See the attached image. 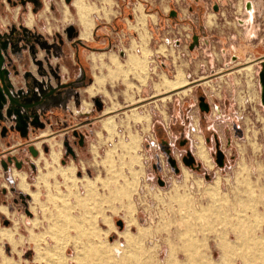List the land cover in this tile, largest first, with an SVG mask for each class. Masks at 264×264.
Listing matches in <instances>:
<instances>
[{"label": "rangeland", "instance_id": "rangeland-1", "mask_svg": "<svg viewBox=\"0 0 264 264\" xmlns=\"http://www.w3.org/2000/svg\"><path fill=\"white\" fill-rule=\"evenodd\" d=\"M244 1L162 3L166 9L168 3L179 11L189 8L195 13V25L205 20L208 27L222 29L233 24L234 14L246 11ZM252 1L257 39L264 40V0ZM64 3L51 0L55 8L49 5L48 11L57 18L54 22L60 30L68 24L81 28L73 0L65 3L69 13L62 20ZM87 3L104 6L107 11L109 19L101 12L95 23L108 20L115 24L116 46L112 51L122 63L126 64L128 53L142 57L143 50H148L147 83L140 96L134 94L142 71L131 68L126 76L131 86L117 76L106 85L109 95L99 93L101 107L95 105L96 98L87 100L85 111L89 114L81 119L91 120V125L83 131L87 143L97 146L96 153L90 152L85 142L79 149L82 162L78 163L65 156L63 147L59 163L76 166L74 173L63 175L66 183L59 174L38 182L35 173L28 179L29 189L39 195L26 196L24 191L23 198L18 192L13 195L16 203L10 200L7 214L0 212V227L8 229L0 244L4 253L0 264H221L222 236L236 246L228 264H244L245 260L264 264V103L260 70H240L247 64L236 68L239 71L231 77L236 101L227 103L237 110L234 114L232 110L214 114L210 101V110L201 111L198 99L183 92L189 85L174 90L173 96L166 91L155 95V85L163 74L174 79L180 70L186 76L185 52L174 50L176 40L185 33V20L173 24L165 17L151 22L148 17L143 29L137 21V0H129L128 8L121 0ZM87 3L75 0L81 20L89 18L91 23L94 9ZM155 6L157 0H152L145 12L152 13ZM120 8L125 9L122 15L118 14ZM125 11L129 12L127 24ZM103 61L109 64L107 57ZM101 68L107 71L105 65ZM111 106L115 109L105 112ZM109 117L115 122L106 126ZM103 121L110 133L101 130ZM197 134L204 138L208 151ZM195 137L198 158L194 154ZM200 146L207 161L198 155ZM217 148L224 154L222 166L215 161ZM187 151L195 157L192 166L181 159ZM169 158L176 160L177 172ZM118 220L123 222L122 227L117 225ZM12 236L17 241L15 246L5 239Z\"/></svg>", "mask_w": 264, "mask_h": 264}, {"label": "crops", "instance_id": "crops-1", "mask_svg": "<svg viewBox=\"0 0 264 264\" xmlns=\"http://www.w3.org/2000/svg\"><path fill=\"white\" fill-rule=\"evenodd\" d=\"M64 2L66 3L65 0ZM123 2L128 8L129 0H121V3ZM137 2L140 13L137 21L143 29H146L149 18L151 22L164 19L163 17L171 20L173 24L185 20L187 26L184 25L185 33L181 36L182 39L176 40L174 49L178 54L180 51L185 52L186 76L180 70L174 79L163 74L161 82L155 85L154 94L156 95L157 91L173 92L189 85L186 89L183 88V92H189L195 100L204 96L207 102L210 101V105H214V114L222 115L228 110H232L233 114L237 113L234 106H228L232 100L236 101L231 82V77L239 71L236 68L247 64L240 70L250 68L253 73L264 70V40L257 39L258 29L252 22L255 19L252 15L254 2L244 1L246 11L234 14L233 24H226L222 29L208 27L205 20L195 25V13L189 8L187 11H179L173 4L168 3L166 9L163 0H157V6L148 14L145 9L152 4V0ZM65 3L64 10L60 9L63 21L68 18L69 13ZM87 4L94 9L91 23L89 18L85 22L81 20L73 0L76 20L81 28L68 24L60 30L58 23L54 22L57 18L48 11L49 5L51 9L55 8L51 0H0V87L9 86L14 100L28 108L27 111L37 116L39 123L43 124V127H29L26 135L7 131L4 137H0V212L3 214H7L10 200L16 203V198L13 197L15 193L18 192L20 197L23 191L26 196L39 195L38 191L29 189L28 179L35 173L38 182L46 181L55 174L61 175L65 180L64 176L68 177L74 173V163L63 169L59 159L62 148L65 147L64 142L68 139L73 154L66 152L65 156L70 155L73 161L82 162L79 160V149L87 143L83 128L91 125V120L81 119V116L89 114L87 109L85 111V108H88L87 100L97 98L99 93L103 96L109 95L110 91L106 85L109 86L110 81L117 76H122L127 86H131L126 78L131 68H139L142 71L139 76L140 84L134 86V94L140 96L142 87L146 86L150 62L147 58L148 50H143L142 57L128 53L126 64L122 63L112 51L116 46L113 36L115 24L108 20L100 24L95 23V17L100 16L101 12L109 19L105 7ZM123 10L125 9L120 8L118 14L122 15ZM125 13L123 19L127 24L129 12ZM116 25L119 23L116 22ZM69 26L74 27L71 37L66 32ZM104 57L109 59V64L103 61ZM103 65L106 72L102 71ZM224 84H228L229 88L225 89ZM171 95L173 96L174 92ZM131 97L132 95L129 98ZM143 98L145 97H139V100ZM113 109V106L108 107L105 112ZM113 118L106 120L115 122ZM104 121L101 130L109 132L104 128ZM4 123L9 127L13 122ZM164 127L166 128V124ZM75 131L83 136L82 144L79 143V138L74 136ZM100 133L98 131L96 135L99 137ZM87 146L90 152L96 153L97 146L94 143L88 141ZM30 147L38 151L37 156L31 155ZM63 161L64 159H61V162ZM7 230L0 227V244L4 233H8ZM5 239L14 246L17 243L14 236ZM2 254L4 253L0 247V255Z\"/></svg>", "mask_w": 264, "mask_h": 264}, {"label": "water", "instance_id": "water-1", "mask_svg": "<svg viewBox=\"0 0 264 264\" xmlns=\"http://www.w3.org/2000/svg\"><path fill=\"white\" fill-rule=\"evenodd\" d=\"M65 1L66 3H69L70 0ZM214 9H216V7ZM66 32L68 36L71 37L72 33L74 32V27L69 26L66 29ZM259 79L261 82V101L262 103H264V70L260 71ZM9 89V86L0 87V137H4L7 131H16L22 135H26L28 133L29 127H43V124L39 123V118L37 116L29 113L27 111L28 108L19 105L14 100V96L10 94ZM198 101V107L201 111L208 112L210 110V105L208 104L204 96H200ZM94 102L96 106L101 107V103L99 102L98 98H96ZM8 121L13 122L11 125H9V127H7L4 123ZM74 136L79 138L80 144L83 142V136L77 131L74 132ZM64 145L67 152L72 155L73 150L67 141L64 142ZM29 151L33 157L37 156L38 151L35 150L34 147H30ZM223 159V152L217 148L215 161L218 166L223 165ZM168 160L170 165L173 166L175 171L177 172L179 169L176 167V160L173 158H169ZM182 161L188 166H192L196 162L195 157L190 151L186 152V154L182 158ZM23 197L24 196L22 195L21 198ZM4 223H7V221H4ZM117 225L119 227H122L123 222L121 220H118Z\"/></svg>", "mask_w": 264, "mask_h": 264}, {"label": "bare ground", "instance_id": "bare-ground-1", "mask_svg": "<svg viewBox=\"0 0 264 264\" xmlns=\"http://www.w3.org/2000/svg\"><path fill=\"white\" fill-rule=\"evenodd\" d=\"M111 124H112V120L108 121L106 123V126L111 125ZM198 155L202 159H204L206 161L208 160L206 153H205V149L203 146L199 147ZM70 169H71V167H70ZM129 212H131V209H129ZM219 241H220V247L222 248V252H223L221 264H228V262L231 260L232 256L236 253V246L232 245L229 242V240L227 239V237H225V236L220 237ZM103 253L104 252H102V255H104ZM252 262H253L252 260H245L244 264H252Z\"/></svg>", "mask_w": 264, "mask_h": 264}, {"label": "flooded vegetation", "instance_id": "flooded-vegetation-1", "mask_svg": "<svg viewBox=\"0 0 264 264\" xmlns=\"http://www.w3.org/2000/svg\"><path fill=\"white\" fill-rule=\"evenodd\" d=\"M199 102V101H198ZM197 136H200V135H197ZM202 139H203V137L202 136H200ZM203 141H204V139H203ZM204 145H205V147H206V144H205V142H204ZM194 154L196 155V153H195V151H196V148H195V146H194ZM206 149H207V147H206ZM207 151H208V149H207ZM208 154H209V152H208ZM184 156V155H183ZM183 156L181 157V159L183 158ZM196 157H197V155H196ZM209 157H210V155H209ZM198 158V157H197ZM211 159V158H210ZM203 162V161H202ZM204 163V162H203ZM64 167V168H63ZM63 167H61V168H63V169H65V168H69L68 166H63ZM71 167H73V166H71ZM75 168V167H74ZM76 169V168H75Z\"/></svg>", "mask_w": 264, "mask_h": 264}]
</instances>
